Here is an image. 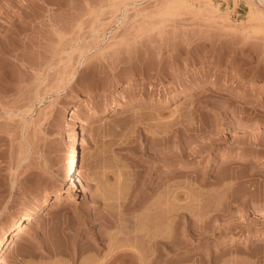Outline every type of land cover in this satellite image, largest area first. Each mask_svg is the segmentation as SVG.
I'll use <instances>...</instances> for the list:
<instances>
[{"label": "rangeland", "instance_id": "obj_1", "mask_svg": "<svg viewBox=\"0 0 264 264\" xmlns=\"http://www.w3.org/2000/svg\"><path fill=\"white\" fill-rule=\"evenodd\" d=\"M25 212L2 264H264V1L0 0V236Z\"/></svg>", "mask_w": 264, "mask_h": 264}, {"label": "bare ground", "instance_id": "obj_2", "mask_svg": "<svg viewBox=\"0 0 264 264\" xmlns=\"http://www.w3.org/2000/svg\"><path fill=\"white\" fill-rule=\"evenodd\" d=\"M261 1H264V0H261ZM17 30V29H16ZM13 32H14V30H13ZM18 32V31H17ZM6 73V72H5ZM117 106V105H116ZM118 109L120 108L119 106L117 107ZM106 110H108V109H106ZM74 113H75V110H73L72 111V113H71V116H73L74 115ZM81 126V127H80ZM86 126H87V122L86 121H84V122H82L81 123V125H79V127H78V129H79V131L80 130H84L85 128H86ZM77 166H78V154H77V150H76V147H75V145H73V147H72V149H71V152H70V154H69V156H68V158H67V161H66V168H65V178H66V180H67V183L69 184V189H67V191H63V190H61V189H59L56 193H55V200H57L58 202L57 203H59V200H61L62 199V197L64 196V198H67V199H71V198H74V197H76L77 195H79L81 192H82V186H81V183H80V180H79V178H78V174H77ZM47 202H48V200H45V204H47ZM57 203H55V204H57ZM45 204L44 203H42V204H40V205H37V207L34 209V212H39L44 206H45ZM150 212V211H149ZM149 212H146V213H148V214H151V213H149ZM147 215V214H146ZM148 217H149V215H148ZM32 217H30V213H28V212H25V213H23L21 216H20V218H18V220L17 221H15V223H14V225H13V229L11 230V232H8L7 230L6 231H4L3 232V234L0 236V257H2V256H4V255H7L8 253H10V252H12V250L14 249V247H15V245L17 244V241L22 237V233L25 231L24 230V227L26 226V225H29V224H31L32 223V219H31ZM140 218V217H139ZM141 218H144V217H141ZM140 218V219H141ZM147 218V217H146ZM144 220V222H145V219H143ZM143 220H141V222L143 221ZM146 220H148V219H146ZM140 221V220H139ZM149 221V220H148ZM150 222V221H149ZM148 222V223H149ZM147 223V222H146ZM147 223V225H149ZM141 224H139V226H140ZM121 226V225H120ZM124 227H126V225H123ZM123 226H121L122 228V230H124L123 229ZM138 226V225H137ZM144 227H145V224L143 225ZM150 227H151V225H149ZM149 226H147L146 228H149ZM142 227V226H141ZM143 227V228H144ZM128 228V226L126 227V229ZM142 228V229H143ZM137 229H139V231L140 232H145V230H140L141 228L140 227H138ZM145 229V228H144ZM128 230V229H127ZM150 230V228L149 229H147V231H148V236H149V231ZM146 231V232H147ZM145 232V233H146ZM122 233V232H121ZM123 233L124 234H126L124 231H123ZM128 234H129V232H127ZM130 233H132L131 231H130ZM130 235V234H129ZM142 235H143V233H142ZM145 235V234H144ZM143 235V236H144ZM146 235V236H147ZM154 234L153 233H151V236H153ZM138 236V235H137ZM143 236H141V237H143ZM119 237V236H118ZM131 237V236H130ZM132 237H134V236H132ZM139 237V236H138ZM137 237V238H138ZM150 237V236H149ZM148 237V238H149ZM155 237V236H154ZM125 238V237H124ZM151 238H153V237H151ZM155 238H157V236L155 237ZM126 239H128V237H126ZM154 239V238H153ZM168 238H166V240H167ZM131 240H133V238H130V241ZM148 240V239H147ZM150 240V239H149ZM152 240V239H151ZM157 241H160L159 239H157ZM161 241H162V239H161ZM160 241V242H161ZM172 241V240H171ZM171 241H170V243H171ZM132 242V241H131ZM149 242V241H148ZM168 242V241H167ZM167 242H165V243H167ZM151 244H153V242L151 241L150 242ZM159 243V242H158ZM169 243V244H170ZM135 244H137V243H135ZM134 243L132 244H130V246L131 245H135ZM157 244V243H156ZM156 244H153V245H156ZM161 244V243H160ZM169 244H167V245H169ZM172 244H173V242H172ZM121 245V244H120ZM123 245V244H122ZM122 245H121V247H122ZM159 245V244H158ZM162 245V244H161ZM171 245V244H170ZM124 246V245H123ZM164 246V245H163ZM172 246V245H171ZM168 247H170V246H168ZM118 248V247H117ZM125 248V247H124ZM128 248V247H127ZM123 249V248H122ZM139 249V248H138ZM165 249V248H164ZM170 249V248H169ZM117 250H119V249H117ZM125 250V249H124ZM140 250V249H139ZM130 252V251H129ZM129 252H127V251H121L120 253L119 252H117L118 253V255H116L117 253L115 252V255H116V257L114 258L113 257V260H112V258H111V261L110 262H106L107 264H116L117 263V260H119L120 258H126L128 255H130V253ZM136 252H137V255H135V258L136 257H138V259L140 258V259H143V256H142V254H141V252L139 251H137L136 250ZM132 255H133V253H132ZM146 255V254H145ZM170 259V258H169ZM108 260H110V259H108ZM150 260H151V264H155V263H157L158 262V257L156 258V256H155V258H150ZM160 261V260H159ZM116 262V263H115ZM102 263V262H101ZM104 263V262H103ZM102 263V264H103ZM106 263H104V264H106ZM0 264H2V262H1V259H0ZM118 264H121V263H118Z\"/></svg>", "mask_w": 264, "mask_h": 264}]
</instances>
